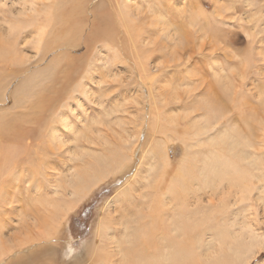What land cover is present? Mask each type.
<instances>
[{
    "label": "rangeland",
    "instance_id": "374dc122",
    "mask_svg": "<svg viewBox=\"0 0 264 264\" xmlns=\"http://www.w3.org/2000/svg\"><path fill=\"white\" fill-rule=\"evenodd\" d=\"M0 1L7 3V5H0V19L7 13L1 12L4 9L15 10V8H19L22 4L30 1L49 4L52 2V0ZM64 1L65 3H63ZM64 1L58 0L57 5L54 7L53 14L55 15L51 17L52 21L49 20V24L47 23L46 42H44L43 50L37 56H33L36 51L32 48V43L29 44V42L26 43V48L22 44L15 49L16 51L12 53L2 51L0 55V57L2 56L0 58V78L4 77L0 79V124L2 125V129H0V135H2V139L0 136V149L2 148L1 154L3 156L6 155L3 154L6 151L7 156L10 158V163L3 165L1 168L8 173L10 167H15V169L12 168L13 170L10 169L11 172L17 170L16 173H20L28 168H39V165H41L43 167L41 169L48 171L51 176L57 174V176H61L65 174L70 166L77 162L71 160L72 154L69 153L67 148H72L74 152L86 153V157H88L90 150L86 147L88 146L86 137L98 138V135L103 131L108 132L109 135H107L113 138L116 146L120 141V135L115 133L113 136L114 132L111 131L110 125L113 124L112 128L114 130L125 133L123 135L126 136L127 133L123 131L124 129L131 132L138 131L140 135L135 139V142L129 139V148L123 150V153L118 151L115 154L117 157L120 155V159L114 156L115 159L117 158L116 163L110 167H100V170H95V174L100 177V180L96 179L95 182L92 180L89 183L93 186L85 193V196L79 199L73 198V200L67 197L60 200L57 198L65 206L73 207L65 215V220L63 222L61 220L57 238L47 244L43 243L45 246L43 244L37 246L38 241L35 242L34 245L37 247L35 252H41L42 255L32 259L33 261L28 259L27 263L103 264L105 263L103 256L108 254L107 250L115 251L116 249L117 243H112L115 239H110V236L115 234L122 241V236L126 232L122 223L129 222V225H131L134 217L132 216L133 213L138 218L148 214V209L143 208L142 202L145 198L143 199L140 196V192L152 195L153 191H158L161 184L160 176L164 170L166 173L169 172L166 174L169 179L175 174L176 183L180 186L185 184L188 197L192 200H197L200 197L198 187L201 184V167L205 163L206 155L211 147L212 149L214 147L220 149L224 147L223 150L225 152L223 153L229 156L232 155L236 159L234 155L238 154V149L229 150L231 147L230 141L221 144L214 142V145L209 140L202 139L206 137L205 135H195V131L200 126V121H197V119L207 113L205 109L206 99L210 98L212 101L214 94L220 97L218 102L214 99L216 105L221 106L224 104L222 105L225 107L224 110L227 109L224 111L225 117H222L220 123H218L219 130L230 129L231 133L240 134L241 137L251 139L253 144L251 151L257 154L256 162L260 163L259 167L264 171V103L257 99V95H254L255 93L260 94L261 91L264 92V59H262L264 58V31L255 38V43L253 44L251 39L246 37L244 30L254 28V26H264V11H257L258 8L261 9L263 7L264 9V4L260 5L261 0H252L250 9H247L243 0H150V3H153L155 8L167 18V23L174 24V31L177 33L176 37L182 39L184 43L176 45L181 57L179 56L180 59H177L178 62L173 70V72L175 71L174 75L166 72L162 75H151L146 79L143 75L137 73L140 60L145 59L146 56H152L154 61L155 59L163 61L165 59L164 63L168 64L169 59L163 53L167 48L163 49V46H161L163 42L166 44L167 42L155 30V25L157 24L155 16H152V19L150 13L141 14L140 16L143 18L136 25H124L125 22L121 14L125 11L130 12V3L126 4L124 0ZM158 3L161 8L157 6ZM103 17L108 22L103 20ZM42 23L44 22L42 21ZM37 27L38 24L33 28V31L30 29V31H27V35H30V38L37 32ZM97 28L101 29L99 36H96ZM62 31L63 33H61ZM151 33L155 37L157 36L156 41L151 45V48L148 46V50H145L136 39L141 35L148 37ZM214 33H217V35ZM204 35L205 39L202 41L201 38L200 40L199 37ZM1 37H3L2 30H0V46L2 47L3 45V50L6 43ZM259 38H261L260 42H258ZM50 48L52 49L50 50ZM251 51L252 54L255 52L254 56H251ZM258 57H260L259 60ZM188 60L190 61L186 62ZM187 65L188 67L186 68ZM223 68L227 69L226 73L228 74L226 76L228 78L226 81H230L231 84L228 92L224 89V83H226L224 79L221 83L224 77L223 71L221 72ZM242 74L245 79H243ZM30 83L31 85L33 84L31 87H29ZM170 86H173L171 87L172 89ZM173 88H178L179 97L175 96L177 90ZM173 90L174 92H172ZM160 91L161 93H159ZM160 94L164 95L161 96ZM48 98L51 103L48 102L46 106L50 104L51 108L49 106L45 114L41 115V113L31 112L32 103L36 99L46 102ZM177 98H183V100H177ZM144 106L146 107L144 108ZM151 107L153 110L150 109ZM149 109L152 112L147 114L150 111ZM33 113L35 116H32ZM110 113L111 115H109ZM65 118H67L69 123L73 122L76 125L77 133L62 124ZM119 118L122 121L124 120L123 123L121 122L122 125L117 124ZM152 123H155V125L158 123V127L156 125V128H150L149 134L152 133L151 138L149 137L147 142L143 140L145 142V145H143V132L141 130L144 128L146 130L149 125H153ZM22 124H26L24 128L30 130L29 134L24 136L26 137L25 140L20 132L15 133V129L22 128L20 126ZM47 124L50 126L49 132H46V128L42 127V125L48 126ZM13 125L15 126L13 127ZM157 128L159 129L157 130ZM54 129H57L55 135ZM165 130L166 132L170 130L172 135L167 137L164 134ZM30 134L31 136H29ZM49 136L51 137L49 138ZM54 136L58 140L54 141L55 143H59L63 136L67 138V144L62 147V149L67 151L66 156L58 158L61 154L59 153L60 150H57L52 144L51 138ZM164 137H166V140ZM16 139L19 140H17L19 145L15 142ZM2 140L5 141L3 142ZM84 143L87 145L82 147ZM192 144L193 146L190 147ZM43 145H45V150L49 148L43 157L45 162L50 160L48 162L50 164L46 163L48 165H44L45 163H42L40 158H36L38 154L34 151L38 149L37 147L40 148ZM28 146H32V149L30 147L31 157L36 158L33 163H30L27 157L29 155L27 154ZM79 146L82 148H79ZM197 150H200V152H197ZM130 155L134 157L132 161L130 160ZM126 156L128 157L126 158ZM111 157L113 158V155ZM85 160L89 161L87 158ZM51 161H54V164ZM203 161L204 163H202ZM127 162L128 164L132 162L135 165L133 170L137 168L135 186L139 189L135 195L141 202H135L133 195L129 194L131 197L129 195L124 196L123 193L126 192V189L122 193H118L116 189L125 180L122 176L126 170ZM150 163L155 164L153 169H150ZM165 163L167 164V171L164 169ZM246 164L247 162H245ZM76 165L78 166L79 164L77 163ZM245 167L250 171L254 169V166ZM21 168L22 170H20ZM43 170L40 173L42 175H44ZM149 173V187H146L145 177ZM19 176V181L16 179L15 182L12 180L10 183L11 187L12 185L16 186L12 187V191L18 196L19 203L14 204L13 208L20 206L16 207L18 210L15 208L16 213L14 212L10 215H13L9 218L11 225H16V221L19 218L18 211L21 208L25 210V213L30 211L32 201L27 203L30 198L42 201L47 196L43 194L39 197L35 195V191H31L28 195L25 185H30V182H27V178L33 179V184H35V179L27 171L26 174L22 173ZM23 176H26L25 179ZM39 181L41 182V180ZM166 183H168V180ZM154 184L155 186L158 184L157 190H154ZM261 184L264 185L261 180L256 182V186ZM179 185L177 186L180 187ZM45 189L46 187H42L41 190L45 191ZM235 190V186L225 183L223 192H220L216 198L206 194L204 189L203 192L201 191L205 195V200L213 199L214 202H217L222 197L221 200L225 205L223 209H219L210 217L207 224L209 235H214L216 238L221 236L230 238L233 230L235 233L241 232L248 229L246 228L248 225L264 235V201L261 199V196L264 198V191L262 192L257 187L253 189V198L251 199L253 205L242 199L241 196H239V201L234 205ZM194 193H196L195 196H193ZM224 195L226 196V201L223 200L225 199ZM159 196L161 195L159 194ZM172 200L176 203L179 199L173 198ZM43 203L47 208V201H42V204L38 206L40 208L44 207ZM132 204L136 207H133ZM62 215H64V212ZM29 222L32 224L33 220L30 219ZM101 227L102 230L103 228L107 229L106 234L103 231L104 239V236L101 239L96 237ZM238 229L242 230L237 231ZM6 230L5 228L2 229V234L0 235L2 243H7L5 245H8V242L14 239V235H18L17 237L20 238L25 237L24 232L17 231L14 234L13 230L15 229L11 228L7 232ZM203 230H206V227ZM9 233H12V236ZM189 239L193 240L191 236ZM196 240L197 238L195 237L194 241ZM128 245L122 241V248L127 255H130L127 252L129 251L127 249ZM104 246L106 247L104 248ZM47 248L49 252H47ZM189 251L193 253V259L200 260L191 261L189 264H206L194 247H191ZM28 252H30V249ZM22 255L23 253L20 251L14 259H10L8 264H11L10 262L15 261ZM234 258L233 255H224L222 257V260L225 259L223 264H236V262L237 264H264V250H261L258 255L256 254L254 258H251L252 260L247 258L244 261ZM112 259L114 264H116L118 255L115 254Z\"/></svg>",
    "mask_w": 264,
    "mask_h": 264
},
{
    "label": "bare ground",
    "instance_id": "6f19581e",
    "mask_svg": "<svg viewBox=\"0 0 264 264\" xmlns=\"http://www.w3.org/2000/svg\"><path fill=\"white\" fill-rule=\"evenodd\" d=\"M62 1H64V0H62ZM124 1L126 2V4L130 3L129 4L130 12L125 11L121 14L123 17L122 19H124V22H125L124 25H126V24L127 25H136L137 22L143 18L142 16H140L141 14L150 13L151 18L153 19L152 16H155V19L157 21V24L155 25L156 32H159L160 36H162L164 38V40L167 42V44L165 42H163L161 46H163V49L167 48V49H165V52L163 51V53H164V55H166L169 58L168 64L164 63L165 59H164V61L161 59L160 60L155 59V61H154L152 56H146L145 59L140 60L138 62L137 73L143 75V77L146 79H148L151 75H154V74H159V75L161 74L162 75L166 72L167 73L170 72L172 75H174L175 71L173 72V70L175 68V65L178 62L177 59H180V57H181L180 56L181 54H179L178 50L176 49V45L184 43L182 41V39H178L176 37L177 33H176V31H174V24L167 23L168 22L167 18L162 13H160V11L158 9L155 8V5H153V3H150V0H124ZM57 2H58V0H52V2L49 4V3H44V2L40 3V2H36V1H30V2H26V3L22 4L19 8H15V10L14 9L2 10L1 12H7V13H5V16L2 19H0V30H2V35H3V37H5V38H3V37H1V38H2V40H4L6 45H5V49L3 48V50H2L3 45H2V47L0 46L1 47L0 48V55H1L2 51L6 52V53L7 52H10V53L14 52V51H16L15 49L22 44H24V48H26L27 47L26 43L29 42V44L32 43V45H33L32 48H34L35 49L34 51H36L35 55H33V56H37L40 53V51L43 50L44 42H46L45 38H47L46 35H47V30H48L47 25L49 24L48 21L51 20V17H54V15H55V14H53V10H54L55 5H57ZM243 2L246 4L247 9H250V5H252V0H243ZM63 3H65V1ZM154 3H155V1H154ZM1 4L7 5L6 2L0 1V5ZM126 4H125V6H126ZM262 4H264V0H261L260 5H262ZM118 6H119V4H118ZM157 6L160 7V4L158 3ZM113 7H114V5H113ZM257 11L262 12V11H264V9H263V7L261 9L258 8ZM84 13H85V11H84ZM204 13L206 14V12H204ZM61 14H62V12H61ZM63 14H64V12H63ZM104 18L105 17H103L102 19L106 21V18L105 19ZM103 20H102V22H103ZM42 21L44 23H42ZM106 22H108V21H106ZM36 24H38L37 32H35V35H33L32 38H30V35H27V31L29 29L33 31V28L36 26ZM190 24H191V22H190ZM94 27L96 28V26H94ZM97 30L98 31L96 33V36H99L101 34V29L97 28ZM244 30H245L246 37L250 38L252 41L251 43L254 44L255 38L258 37L260 34H262V31H264V26H260V27L254 26V28L244 29ZM61 33H63V31ZM152 33L148 37L141 35L136 39V41H138V43L140 45H142L143 49H145V50H148L147 49L148 46H150V48H151V45H153L154 42L156 41L157 36L155 37V35ZM217 33L216 34L214 33V34L217 35ZM178 36H180V35H178ZM199 38H200V40L202 38V41H203L205 39V35L203 37H199ZM29 39H31V40L29 41ZM260 40H261V38H259L258 42H260ZM194 48H195V46H194ZM51 49L52 48H50V50ZM250 54H251V56H254L252 54V51ZM260 54H262V53H260ZM191 57H193V56H191ZM189 58H190V56H189ZM259 59H260V57H258V60ZM262 59H264V58H262ZM105 61H106V59H105ZM189 61L190 60H188L186 62H189ZM180 63H179V65H180ZM183 65H184V63H183ZM187 67H188V65L186 66V68ZM232 68H234V67H232ZM226 70L227 69H225V68H223L221 70V72L223 71V74H224V77L222 78L221 83L224 79V81L226 82V83H224V85H225L224 89L228 92L230 89L229 87H231V84H230V81L229 82L226 81V79L228 78V76H226L228 74V73H226L227 72ZM66 71H68V70L66 69ZM232 71H233V69H232ZM13 73H16V72H13ZM215 73H217V72H215ZM243 77H244V75H243ZM1 78H4V77H1ZM187 78H189V77L187 76ZM67 79H68V77H67ZM243 79H245V77ZM32 81H30V82L32 83ZM31 83H30L29 87H31L33 85V84L31 85ZM28 85H29V83L27 84V88H28ZM55 86H56V84H55ZM171 87H173V86H170V88ZM175 87H176V85H175ZM168 88H169V86H168ZM56 89H57V87H56ZM173 89L177 90L178 88H173ZM161 91H163V90H161ZM161 91L159 93H161ZM259 91H261V90H259ZM172 92H174V90ZM177 92H178V90L176 91L175 96L176 95L178 96ZM197 92H198V90H197ZM261 92H260V94L255 93L254 95H257V99L264 103V92L263 91H261ZM162 93H164V92H162ZM162 95H164V94H162ZM173 95H174V93H173ZM173 95H172V98H173ZM214 95L215 96H213L212 101L210 98H208V100L206 99V104H205L206 108L205 109L207 110V113L201 115V117H199L197 119V121H200V126L195 131L196 132L195 135L199 136V135L203 134L206 137L202 138V139L209 140L213 144H214V142L221 144L223 142L230 141L231 147L229 146L230 147L229 150L234 151L236 148L238 149V152H237L238 154L234 155V157L236 159H234L232 157V155L229 156L227 154H224L223 153V152H225L223 150L224 147L223 148L221 147V149L218 147H217L218 149L215 147L212 149V147H211L210 151L206 155L205 163H204V161L202 162L204 164L202 165L201 172H200L201 173V178H200L201 184L198 187V191H199L198 194H200V197L197 200H192L190 197H188V191L185 189L186 188L185 184H182L180 186L178 183H176V180L174 178L175 174L172 175L169 179V177L166 175L169 172L166 173L164 170V172L160 176L161 184L159 185L158 191H153L152 195L150 193L146 194V192H140V196L143 199L145 198V200L142 202V204H143V208L148 209V214H144L140 218H138L133 213L132 216H134V217L132 218L133 220H132L131 225H129L130 224L129 222H127V223L123 222L122 223L124 226V229L126 231L122 236V241L125 244H129L128 248H127L129 251H127L126 249L125 250L128 253H130V255H127L125 253L124 249L122 248V241H120L118 239V236H116L114 234V235L110 236V239H115V241H112V243H117V245L115 247L117 250L115 249V251H113V250H109V249L107 250L106 249L108 254H105L103 256V260L105 261V263H103V264H114L112 257L115 254L118 255V259L116 260V262H117L116 264H122V263L123 264H127V263H129V264H189L191 261L199 260V259H193L192 258L193 253L189 251V249L191 247H194L195 251H198V254L200 256H202V260H203V262H206V264H223L225 259L222 260V257L224 255H233V257H235L236 259H239V260L241 259V260L245 261V259H247V258H250V259L254 258V256L256 254L258 255L261 250H264V235L260 234L259 231H257L255 228H251L249 225L246 227L248 229L243 230L241 232L235 233V231L233 230L230 238H227L225 236H223V237L221 236L220 238H216L214 235L210 236L209 232H208L207 224H208V221L210 220V217H212V215L215 212H217L219 209H223L225 205L221 200L222 197H221V199H218L217 202H214L213 199L205 200L204 199L205 195H204V193H202L203 189L205 190L206 194H210L211 196L216 198L220 194V192H223V188H224L225 183L231 184V186L232 185L235 186V188H236L235 194H234L235 198L233 200L234 205L239 201V196H241V198L246 200L248 203L252 204L251 199L253 198V189L255 187H257L262 192L264 191V185L263 184H261L260 186H256V182H259L260 180L262 182H264L263 181L264 171L259 167L260 163L256 162L257 161V157H256L257 154L255 152L251 151V148L253 146L251 139H249L248 137H241L240 134H236L233 132L231 133L230 129L229 130H227V129H224V130L220 129L219 130L218 123H220V119L222 117H225L224 111H226L227 109L224 110L225 107L222 106L224 104H222V105L220 104L221 106H219L218 104L216 105V101L218 102V99L220 97L217 96V94H214ZM189 96H191V95L189 94ZM193 96H195V95H193ZM186 98H188V97H186ZM37 99L32 103L31 112L41 113V115H43L46 113V111H48L49 106L51 108L50 104L48 106H46L48 102L51 103L50 102L51 100L48 98V100H46V102H44V101H42L43 98H42V100H39V101ZM178 99L183 100V98H177V100ZM189 99H190V97H189ZM18 103H20V102H18ZM223 103H224V101H223ZM146 106H144V108ZM150 109L153 110L152 107ZM29 110H30V107H29ZM151 110L148 111L147 114H149V112H152ZM34 113L32 114V116H35ZM109 115H111V113ZM38 116H40V115H38ZM150 116H151V114H150ZM154 118H151V119H154ZM119 120L117 121V124L122 125L124 120L122 121L121 118H119ZM156 120H158V119H156ZM159 120L161 121V119H159ZM15 122L17 123L16 120H15ZM9 124H10V122H9ZM62 124H64L67 128H69L73 132H75V133L78 132L76 130V125L73 122L69 123L67 118H65L62 121ZM115 124H116V122H115ZM157 124L158 123H156V125ZM5 125H6V123H5ZM25 125L26 124L20 125L22 128H19V129L14 128L15 133L20 132L21 136L24 138V140L26 138L24 136L29 134V132H30V130H27L26 128H24ZM112 125H110L111 126L110 129H112L111 131L114 132L113 136L115 133H118L120 135L119 136L120 141L118 142L116 140L118 142V144L115 146V144L113 142V138L108 136L109 135L108 132H104V131L98 135V138L86 137V141L88 144V146H86V147L88 150H90L88 157H86L87 156L86 153H81V152H77V151L74 152V151H72V148H67L69 150V153L72 154L71 160L77 161L75 163L76 164L78 163L79 165L77 166L76 164H73V166H70L68 168V170L65 172V174H63L61 176L60 175L57 176L58 174L51 176V174H49L48 171H44L43 169H41V168H43L41 165H39L40 166L39 168H28L26 170L35 179V184H33V182H34V181H32L33 179L31 180V179L27 178L28 179L27 182H30V185H25L26 190H27V194L29 195V193L31 191H35V195H38L39 197H41V195H43V194H46L47 195L45 197L46 199H44L42 201H47L48 205H46V206H48V207L46 208L44 203H43L44 207L40 208V206H38V205L42 204V201L34 200V199L29 197L30 200L27 203H30L32 201L31 205L29 204L30 205V211L28 213L27 212L25 213V210H23L21 208L18 211L19 218L16 221V225H11L12 223L11 224L9 223V221H10L9 218L13 216V215L12 216H10V215L14 212L16 213V209H17L16 207L19 206V205L16 206L15 207L16 209L13 208L14 204L18 203V199H17L18 196H16L12 191V187H16V186H13L11 184L12 185V187H11L10 183L12 180H14L13 182H15V180L18 179L20 177L19 175H22V173L26 174V171L24 170L23 172L16 173V171H17L16 170L15 172H11L10 169H12V168L15 169V167H10L8 173L3 171L1 167L5 164L7 165V163H10V161H9L10 158L7 156L6 151H5V153L3 152V154H6L5 156H3L1 154L2 148L0 149V235L2 234V229H4V228L7 230H11V228L15 229V230H13L14 234L17 231L25 233L24 238H20V237H17L18 235L17 236L14 235V237H13L14 239L11 240L10 242H8L9 243L8 245H5L7 243H4V242H3L4 243L3 244L2 241L0 240V264H5L6 262L8 264L10 259H14L16 257V255L20 253V251L23 253V255L20 256L19 258L15 259V261L10 262L11 264H27L28 259L29 260L36 259V257L42 255L41 252H35V250L37 248L34 245L35 242L38 241L37 246H41L43 243L47 244L48 242L56 239L58 236L59 230H60L61 220H62V222H63V220H65L64 219L65 215L73 207V206L67 207V206H65V204L59 202V200L62 198H66V197L73 200V198L79 199V198L85 196L86 195L85 193L88 192L89 189H91V187L93 186V185H90L89 183L92 180L94 182L96 179L100 180V177H97L98 175L96 176L95 170H100L99 169L100 167H103V168L107 167V166L110 167L112 164L116 163V159L117 158L120 159V155H119V157H117L115 154L118 151L123 153V150H126L127 148H129V145H128L129 139H131L130 141L134 140L132 142H135V139L140 135L138 131L131 132L130 130H127V129L123 130L127 133V136L123 135L125 133H121L118 130H114L112 128L113 127ZM156 125L154 123L153 125H149L146 130H145V128L143 130H141V132H143L142 133V138H143L142 141L144 140L145 142H147L149 140V137L152 134V133L149 134L150 128L152 127V129H154V128H156ZM171 125H173V124H171ZM3 126H4V124H3ZM14 126L15 125H13V127ZM42 127H45L46 128L45 131L49 132V127H50L49 125L48 126L42 125ZM157 127H158V125H157ZM38 128H40V127H38ZM0 129H2V125H1ZM5 129H7V128H5ZM158 129L159 128H157V130ZM1 132H2V130H1ZM53 132L55 135L57 133V129H54ZM164 134L167 135V137H169V135H172V134H170V130L167 132L165 130ZM15 135H17V134H15ZM44 135H45V133H44ZM0 136L2 139V135H0ZM29 136H31V134ZM192 136H194V135H192ZM15 137H17V136H15ZM44 137H43V139H44ZM50 137L51 136H49V138ZM164 138L166 140V137H164ZM3 139H5V138L3 137ZM51 139H52V144L54 145V147L57 150H60L59 153L61 155L58 156V158H61V156L62 157L66 156L67 151L62 149V147L65 144H67V142H68L67 138H65L63 136V138H61V140H59V143L54 142V141H58L55 136L52 137ZM17 140L18 139H16V141H15L16 143L19 141V140L18 141ZM26 140L28 141V139H26ZM2 141L4 142L5 140H2ZM48 141H50V140H48ZM144 141L142 143L143 145H145ZM111 142H113V143H111ZM98 143H99L100 149H99ZM17 144L19 145V143H17ZM28 144L31 145L30 143H28ZM46 144H47V142H46ZM87 144L84 143L82 147H85L84 145H87ZM12 145H13V143H12ZM50 145H51V143H50ZM44 146L45 145L40 146V148L37 147L38 149H35L34 151L38 154V156L36 158H40L41 162L45 163L44 165H48V164H50V163H48L50 160L45 162L43 157L46 155V153H47L46 150L49 148H47L45 150ZM192 146H193V144L190 147H192ZM30 147L32 149V146H28L27 154H29V155L27 157H28V160L30 161V163H33L36 158L31 157ZM82 147L79 146V148H82ZM196 147H198V146H196ZM199 149H200V147H199ZM208 149H209V147H208ZM16 150H17V146H16ZM25 150H27V149H25ZM202 150H203V148H202ZM8 151H9V149H8ZM197 152H200V150L199 151L197 150ZM112 155H113V158L111 157ZM114 156L117 158L115 159ZM85 157L89 161H86ZM127 157L128 156H126V158ZM203 158H205V157H203ZM45 159H47V158H45ZM133 159H134L133 155H130V160L132 161ZM168 159H169V157H168ZM194 159H196V158H194ZM24 160H25V158H24ZM55 160H56V157H55ZM139 161H140V159H139ZM245 162H247L246 165H245ZM46 163H48V164H46ZM137 163L139 164V162H137ZM140 163H141V161H140ZM168 163H169V161H168ZM190 163H191V161H190ZM142 164H143V162H142ZM132 165H133L132 162H130V164H128V162H127L126 170L122 176V178L124 177L125 180L123 181L122 185H120V187H118L116 189L118 190V193H122V191H124L126 189V192L123 193L124 196L129 195V194L133 195V199L135 200V202H137V201L141 202L139 199L136 198V195H135V193L138 191L139 188L135 186V184L137 182V168L135 170H133L135 165H133V166ZM149 165H150V169H153L155 167L154 163H150ZM165 165L166 166L164 169H166V171H167V169H168L167 164L165 163ZM136 166H139V165H136ZM245 166H247V167L254 166V169L252 171H250ZM20 170H22V168ZM41 170H43L44 175L40 174ZM101 171H103V170H101ZM45 172H47V173H45ZM61 173H59V174H61ZM5 175H6V177H4ZM149 175H150V173L145 177L146 187H149V185H148V183L150 182ZM99 176H100V174H99ZM25 177H24V179H25ZM39 180H41V182ZM167 180H168V183H166ZM18 181H19V179H18ZM177 185H179L180 187H178ZM42 187L43 188L46 187L45 191L41 190ZM153 187H154V190H157L158 184L156 186L154 184ZM150 188H148V189H150ZM159 194L161 196H159ZM195 195H196V193L193 194V196H195ZM210 195H208V196H210ZM127 197H125V198L127 199ZM224 197H225V199H223V200L226 201V196L224 195ZM50 198H51V200H49ZM173 198L179 199V200L175 203V201L172 200ZM36 199H37V197H36ZM40 199H42V198H40ZM128 199H129V197H128ZM261 199H263V201H264L263 196H261ZM19 201H21V200H19ZM77 201H79V200H77ZM178 205H180V206L177 207ZM132 206L136 207L133 204H132ZM62 208H63L64 215H62V213H63L61 211ZM32 209H33V212H32ZM30 219L33 220L32 224H30V222H29ZM204 227H206V230H203ZM7 230H6V232H7ZM197 230H199V231H197ZM240 230H242V229H238L237 231H240ZM103 231L106 234L107 229L103 228V230H102V227H101V229H99V232L96 235V237L98 239H101V237H103V236H104L103 239L105 238ZM190 236L193 238V240L189 239ZM195 237L197 238L196 241H194ZM33 247H35V248H33ZM105 247L106 246H104V248ZM31 248H33V249H31ZM29 249H30V252H28ZM47 250H48L47 252H49L48 248H47ZM7 259H9V260H7ZM236 264H237V262H236Z\"/></svg>",
    "mask_w": 264,
    "mask_h": 264
}]
</instances>
